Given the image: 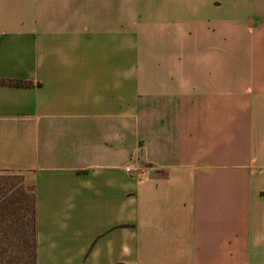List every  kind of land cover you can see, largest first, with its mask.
Here are the masks:
<instances>
[{
    "label": "crops",
    "instance_id": "0c3cea01",
    "mask_svg": "<svg viewBox=\"0 0 264 264\" xmlns=\"http://www.w3.org/2000/svg\"><path fill=\"white\" fill-rule=\"evenodd\" d=\"M128 17L173 19L171 71ZM0 173L38 264H264V0H0Z\"/></svg>",
    "mask_w": 264,
    "mask_h": 264
},
{
    "label": "trees",
    "instance_id": "16d2710c",
    "mask_svg": "<svg viewBox=\"0 0 264 264\" xmlns=\"http://www.w3.org/2000/svg\"><path fill=\"white\" fill-rule=\"evenodd\" d=\"M8 85H25L4 81ZM0 173V264H38V227L34 185Z\"/></svg>",
    "mask_w": 264,
    "mask_h": 264
},
{
    "label": "rangeland",
    "instance_id": "374dc122",
    "mask_svg": "<svg viewBox=\"0 0 264 264\" xmlns=\"http://www.w3.org/2000/svg\"><path fill=\"white\" fill-rule=\"evenodd\" d=\"M99 19L104 18H97V26L100 25ZM105 19L114 27L118 26L116 25L117 18L111 17ZM174 23L171 17H128L126 26H122L121 31L119 30L121 33L117 32L114 34L113 32L111 40L123 41V37L126 34L129 57L133 56L132 63H141L146 69H144L145 72L171 71V24ZM135 58L138 60H135ZM168 62L170 64H168ZM135 66L136 65H134V67ZM132 71L138 72L140 70L129 67V72ZM9 174L16 177V180H18V178H24V176L19 173Z\"/></svg>",
    "mask_w": 264,
    "mask_h": 264
},
{
    "label": "built area",
    "instance_id": "2783aa9c",
    "mask_svg": "<svg viewBox=\"0 0 264 264\" xmlns=\"http://www.w3.org/2000/svg\"><path fill=\"white\" fill-rule=\"evenodd\" d=\"M147 167H142V166H137V165H132V164H129L128 167H127V170L129 172H136L138 173V175L142 178H147L148 177V171H147Z\"/></svg>",
    "mask_w": 264,
    "mask_h": 264
}]
</instances>
